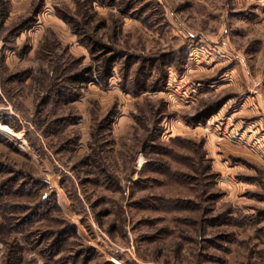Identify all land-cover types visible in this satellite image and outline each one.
<instances>
[{
  "label": "rangeland",
  "instance_id": "rangeland-1",
  "mask_svg": "<svg viewBox=\"0 0 264 264\" xmlns=\"http://www.w3.org/2000/svg\"><path fill=\"white\" fill-rule=\"evenodd\" d=\"M0 264H264V0H0Z\"/></svg>",
  "mask_w": 264,
  "mask_h": 264
},
{
  "label": "trees",
  "instance_id": "trees-1",
  "mask_svg": "<svg viewBox=\"0 0 264 264\" xmlns=\"http://www.w3.org/2000/svg\"><path fill=\"white\" fill-rule=\"evenodd\" d=\"M100 47H102V46H100ZM114 61H115L114 58H106L105 60H103V66L101 67L102 68L101 71L97 70V73H96L97 75L99 74V78L106 81L107 79H109L111 77V66L114 63ZM87 72H90V71H87ZM84 77H85L84 74L80 73L76 77H73L72 79L74 81H77V82H87L88 78H84ZM205 115L206 114L198 115L197 117L194 118V121H201V119H205L206 118Z\"/></svg>",
  "mask_w": 264,
  "mask_h": 264
}]
</instances>
